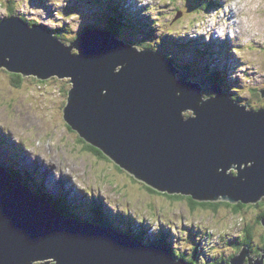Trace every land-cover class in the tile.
Wrapping results in <instances>:
<instances>
[{
    "label": "water",
    "instance_id": "1",
    "mask_svg": "<svg viewBox=\"0 0 264 264\" xmlns=\"http://www.w3.org/2000/svg\"><path fill=\"white\" fill-rule=\"evenodd\" d=\"M52 32L44 25L30 28L16 17L0 23V69L24 77L69 79L63 109L67 124L156 191L200 202L261 201L264 109L245 111L217 85L211 86L216 98L197 105L204 78L181 70L159 51L136 53L108 29L79 33V55L71 54ZM105 88L108 92L102 94ZM177 88L182 95H176ZM186 107L195 108L198 118L185 122L180 110ZM249 160L255 164L241 169L239 176L217 172ZM222 193L229 198L218 197ZM118 232L63 215L0 162V264H161L162 257L176 264L167 245H145ZM247 253L245 246L233 264H242ZM179 264L189 263L181 259Z\"/></svg>",
    "mask_w": 264,
    "mask_h": 264
},
{
    "label": "rangeland",
    "instance_id": "2",
    "mask_svg": "<svg viewBox=\"0 0 264 264\" xmlns=\"http://www.w3.org/2000/svg\"><path fill=\"white\" fill-rule=\"evenodd\" d=\"M130 1L133 2L132 0ZM201 1L203 0H161L159 15L163 16L160 18L161 21L158 20V22L173 31H184L187 28L194 27V25L187 26L191 23V21L188 22V16L191 15L190 19H194L192 9L196 8ZM216 1L219 2V0ZM33 3L34 6L44 7L50 16L53 15L54 10L48 5L47 0H33ZM97 3L92 1V4H95L93 6L89 4L88 0H69V6L64 11L66 13L78 11L82 14L83 24L80 32L85 26L91 25L107 28L103 24V19H100L103 16V11L99 6H96ZM132 6L133 9L131 11L137 9V2ZM212 8L215 7L209 6V10ZM142 11V8L136 11L141 15L134 11L127 19H140L151 27L153 25L152 19L142 15ZM147 29L149 30V28ZM57 30L63 31V29ZM62 34H66V38L71 37L73 39L70 33ZM138 34L137 31H129L122 28L119 37L126 41L137 42L139 40L138 36H142L140 40H143L144 35ZM155 34L156 29L153 27V31L147 40L155 39ZM161 47L166 49V51ZM196 48H199L201 53ZM160 49L171 53L175 61L171 60L181 70L194 72L204 79L205 76H208V79H205L203 93L213 92L211 86L214 83L210 79L212 71L216 68L225 70L228 67L229 85L225 87L227 89H225V92L229 93L232 97L231 85L238 84L239 81L230 80L229 77L240 61L231 51L230 41H221L215 38L211 41H205L203 36L192 39L188 36L175 37L166 35L163 38V43L159 45ZM163 50L160 51L164 53ZM204 66H209V69H206ZM31 77L33 76L24 77L23 83L16 86L13 83L12 73L4 68L0 69V149L2 150H0V162L7 164L8 157L16 154L18 151L17 148L10 150L7 148L8 141L10 140L14 145L21 146V154L27 155L29 153L31 159L37 158L46 168L49 165H53L54 170L52 174L46 175L47 180L55 189L54 191L50 190L53 193L51 195L55 199L61 200L64 197L65 200H68L67 193L62 192V188L61 190L59 189L60 191L56 188L57 184L61 183L66 189L78 192L79 196L75 195L77 200L81 198L84 201L82 206L78 207L74 205V209L71 210L73 214L79 217H74L75 219H92L94 213L90 209V206L93 205L91 201L101 204L102 201H105V198L116 199L128 207L129 210L135 209L145 219L153 215L159 219L161 214L168 212L175 214L176 210H179L181 215L185 213L199 215L202 219H206L209 224L216 225L217 227L226 221L239 219L243 223V228L240 229L243 232L247 225L252 227L253 243L256 226L260 224L258 217L264 212V205L262 206L263 209L260 210L261 206L250 204L238 212H235L233 207L222 202L216 209L211 206H199L196 209H192L189 201L185 199H177L173 202L174 200H170L165 194L153 193L149 195L146 186L141 187V183L139 184L140 180L135 179L129 171L128 173L125 170L119 169L114 160L110 158L109 160L103 159L96 153L85 150L86 148L79 141V133L71 129L67 124L63 116V109L66 105L68 89L71 87V83L68 82L69 79H61L54 76L47 79H39L34 76L35 79H29ZM60 87H62V91ZM255 103L259 105L264 103V100L256 98ZM15 159L17 162L24 163L22 155ZM22 167L20 165L19 168L22 170ZM115 167L120 171H117ZM31 174L33 175L32 172ZM47 180L45 179L44 181L47 182ZM53 182L56 185H53ZM71 182L75 185H71ZM65 200H63V203ZM67 204L69 206V204L73 203L70 201ZM103 207L104 212L102 208L100 222L95 220L96 222H93V224L106 227L101 219H107L110 223L118 225L123 233L132 235L133 233L127 231L130 227L134 232L146 236L143 243L145 245L147 243L158 242L167 244L172 248L173 234L167 226L162 225L158 232H152L147 221L138 223L130 214L126 215L122 211H113L112 209L110 211L107 203ZM249 215H251V219H249ZM121 217L125 218V222H121ZM84 222L91 223L88 220ZM107 228H113L118 231L115 227ZM145 228L148 229V236L144 233L146 232ZM189 232L190 238L193 242H196V236L201 234L200 231L189 229ZM161 237L164 241L160 239ZM261 240H263V237H261ZM228 242L230 244H239L240 240L238 237H233ZM196 243L197 247L194 252V259L198 260L199 256L203 254V248L200 243ZM246 246L249 251V246Z\"/></svg>",
    "mask_w": 264,
    "mask_h": 264
},
{
    "label": "clouds",
    "instance_id": "3",
    "mask_svg": "<svg viewBox=\"0 0 264 264\" xmlns=\"http://www.w3.org/2000/svg\"><path fill=\"white\" fill-rule=\"evenodd\" d=\"M47 3L54 10L51 16L44 7L34 6L33 0H0V23L16 17L27 23L30 28L37 25L47 26L53 30V37L57 38L65 47L70 48L71 54L79 55L80 49L75 46V41L78 39L83 24L82 14L78 11L69 13L64 11L69 6V0H47ZM208 3L209 0H203L199 7L192 9L194 27L184 31H173L158 22L161 0H137V7L143 9L142 15L152 19V26L156 29V34L155 39L134 42L131 46L136 53H143L149 49L158 52L159 45L163 43V38L166 35L188 36L192 39L203 36L205 41H211L214 38L230 41L231 51L240 61L229 77L230 80L239 81L238 84L231 85L233 93L231 99L238 102L245 111L259 112L264 109V103L259 105L255 103L256 98L264 100V0H219L220 6L211 10L208 8ZM56 29H63V31H55ZM58 33H70L73 37L72 42L66 43L65 40L58 37ZM162 54L165 55L163 52ZM169 59H171V54H169ZM125 63L117 64L114 72L119 73ZM118 66H122V68ZM65 77L71 76L66 75ZM175 81L176 77L174 76L173 82L175 83ZM107 92V88L102 90V94H107ZM182 94L183 90L177 88L176 95ZM215 98V92H204L197 101V105L203 106ZM198 115L197 110L193 107L180 110V116L185 122L197 119ZM225 146L221 145V147ZM254 164L255 160L244 163L234 161L226 171L220 167L217 172L239 176L241 169L252 167ZM237 169L238 174H233ZM242 179H246V177ZM218 197L229 198L223 193ZM259 199L264 200V194H261ZM105 202L113 211L130 214L138 223L147 221L152 232H158L162 225L167 226L173 234L171 249L172 254L176 257V264H179L181 259L189 264H192L193 261L196 264H213V262L214 264H233L234 260L243 254L246 245L250 250L246 255H243L242 264H257V262L264 264V240H261V237H264V224L256 226L253 243L248 244L244 242L245 233L240 230L243 228V223L239 219L226 221L217 227L209 224L199 215L187 213L181 215L179 210H176L175 214L172 212L161 214L159 219L155 215L145 219L135 209L129 210L116 199L105 198ZM249 219H251V215H249ZM112 226L111 223L110 227ZM189 229H197L201 233L196 236V242L200 243L203 248V254L199 256L198 260L194 259L197 243L190 238ZM233 237H238L240 243L230 244L228 241ZM32 261H29L28 264H32ZM161 264H168L166 257L161 258Z\"/></svg>",
    "mask_w": 264,
    "mask_h": 264
},
{
    "label": "trees",
    "instance_id": "4",
    "mask_svg": "<svg viewBox=\"0 0 264 264\" xmlns=\"http://www.w3.org/2000/svg\"><path fill=\"white\" fill-rule=\"evenodd\" d=\"M89 1V4L90 5H93L92 4V1L94 2H98L96 6H99V8L103 11L102 12V15L100 19H103V23L105 24V26H107V28H109V30H111L115 35H117L119 37V33L121 31L122 28H125L129 31H137V33H139L138 35H144V38L143 40H147L148 37L150 36V33L153 31V26L147 23H144L142 20L138 19V20H135V19H126L128 17V14H127V11H130L128 8L125 7V5H122L119 1L120 0H88ZM203 1L199 2L198 3V6L196 7H199L201 5ZM120 4V5H119ZM219 3L216 2L215 0H209V3H208V8L209 6H213V7H216L218 6ZM95 6V4L93 5ZM132 6V5H131ZM125 7V8H123ZM141 8H137L135 9L134 11L136 12L137 10H139ZM134 11H132L134 13ZM124 13V14H122ZM137 13V12H136ZM98 14V12H97ZM163 15H159L158 17V20H160V18L162 17ZM190 16H188V22L191 21L190 24H188L187 26H191V25H194V19H190ZM161 21V20H160ZM187 26H183V27H187ZM89 28V26H85L84 28ZM92 27H95L94 25ZM182 27V28H183ZM149 28V30L147 29ZM170 29V28H169ZM147 30V31H146ZM55 31H60V30H55ZM62 33H58V36L60 38L64 37L66 38L67 36H65L66 34H62ZM139 37V40L141 39L142 36H138ZM63 39V38H62ZM72 38H66V39H63V40H71ZM122 39V38H121ZM124 40V39H123ZM138 40V41H139ZM137 41V42H138ZM142 41V40H140ZM131 42L132 44L134 42L132 41H129ZM163 48V47H161ZM164 49V48H163ZM163 49H160V50H163ZM166 51V49H164ZM163 50V51H164ZM197 51L200 52L199 48H196ZM164 51V54L166 57L169 58V54L171 53H167ZM171 59L174 60V57L173 55L171 54ZM175 61V60H174ZM206 67V69H209V66H204ZM205 69V70H206ZM207 72V71H206ZM211 80H212V83H219L223 86L224 89H226L225 87H227L229 85V79H228V74H227V69L225 70H221L219 68H216L212 71L211 73ZM12 78H13V83L14 85L18 86L20 84H22L23 82V76L21 74H13L12 73ZM29 79H35L34 77H31ZM202 82V81H200ZM60 90L62 91V87H60ZM227 90V89H226ZM69 127V126H68ZM71 128V127H70ZM72 129V128H71ZM79 141L84 145V147L86 148L85 150L89 151V152H94L96 153L98 156H100L101 158L103 159H106V160H109V156H107L101 149L93 146L91 143L87 142L84 138H82L80 135H79ZM15 148L18 149V151H20L22 148L21 146H15ZM17 151V152H18ZM15 158H19V156L17 157V153L13 155V157L10 159L13 161V164L17 162V160ZM15 160V161H14ZM14 164V165H15ZM14 165L10 166L9 168H7L11 174L15 177V178H18L21 176V169L19 168V165L16 164V168L14 167ZM116 165L119 167V169L121 170H125L126 172H128L125 168H123L122 166H120L119 164L116 163ZM115 169L117 171H120L118 170L116 167ZM26 173V172H24ZM129 173V172H128ZM234 174L237 173V171H234L233 172ZM132 175V174H131ZM133 176V175H132ZM134 177V176H133ZM136 179V178H135ZM24 181L31 185V181L32 179L30 178V176L28 175L26 177V179H24ZM143 182V181H142ZM141 181H139V184L141 187L143 186H146V188L148 189V193L149 195L153 194V193H156V194H159L160 192L156 191L155 189L149 187L146 183H142ZM33 185H34V191L37 192L38 195H40L42 198H46L48 199L49 202H51V204H53L55 206L56 209H58L61 213L63 214H68L70 216H73V217H77L79 218L77 215L73 214L71 212L72 208L67 206V203L64 201L63 203V200H65V198H61L60 199H55L53 195H50L46 192H44L42 190V185H38V183H36V181H34L33 179ZM161 194H165L169 197L170 200H174L173 202H175V200L177 199H185V200H188L189 203H190V207L192 209H196L197 207L199 206H203V207H212L214 209H216V207L222 203L228 205V206H231L233 207L234 211L235 212H238L240 209H242L243 207L245 206H248L250 204H243V203H237V204H231L229 202H226V201H216V202H210V201H203V202H200V201H197L195 199H193L191 196H186V195H182V194H167V193H161ZM92 202V206H90V209H92L94 215L92 216V219H85V218H82L84 221H91V222H96L95 220L99 221L100 222V217H101V212H102V208L101 207V204H97L95 201H91ZM261 203H264V200L258 202V203H255V204H252V205H256V206H259ZM103 212H104V208H103ZM262 217H264V212L258 217V222L261 223V219ZM104 220H107V219H104ZM124 219L121 218V222L123 221ZM105 225L107 226H111V223H105L104 221H102ZM98 223V222H97ZM119 229V227H117ZM120 230V229H119ZM129 233H134L133 230H131L130 228L127 230ZM146 232H148L147 229H145ZM145 233V232H144ZM244 233H245V239H244V242L245 243H248V244H251L252 243V235H253V231H252V227L247 225L245 228H244ZM135 235L139 238V239H146V236H144L143 234L141 233H135ZM161 240L162 237L160 238ZM164 241V240H163ZM169 243V242H168ZM170 248V247H169ZM171 249V248H170ZM171 252H172V249H171ZM173 253V252H172ZM189 263V262H188ZM192 264H195V261L192 262ZM214 264V262H213Z\"/></svg>",
    "mask_w": 264,
    "mask_h": 264
},
{
    "label": "bare ground",
    "instance_id": "5",
    "mask_svg": "<svg viewBox=\"0 0 264 264\" xmlns=\"http://www.w3.org/2000/svg\"><path fill=\"white\" fill-rule=\"evenodd\" d=\"M216 1V0H215ZM122 5H125V7L126 8H128L130 11H128V10H126L127 11V14H128V17L133 13L132 11H131V1L130 0H120L119 1ZM216 2H218V1H216ZM219 3V2H218ZM120 5V4H119ZM125 7H123V8H125ZM122 14H124V13H122ZM127 17V18H128ZM126 18V19H127ZM104 24V23H103ZM105 25V24H104ZM85 29H88L87 27L86 28H84V30ZM101 29H108L109 30V28H101ZM111 31V30H110ZM117 36V35H116ZM118 37V36H117ZM119 38V37H118ZM214 44V43H213ZM168 58V57H167ZM169 59V58H168ZM169 60H171V59H169ZM172 61V60H171ZM226 69L228 70V67H226ZM29 76H31V75H29ZM212 76V75H211ZM211 76H210V79H211ZM26 77H28V76H26ZM205 79H208V76H205ZM206 81V80H205ZM212 81V80H211ZM214 85H217V86H220V87H222V89H224L223 88V86L221 85V84H219V83H215L214 82ZM224 91H225V89H224ZM12 142H10V140L8 141V146H7V148L10 150V148H15V146H17L16 144L14 145V143H12ZM1 150V149H0ZM22 150V149H21ZM21 150L19 151V155L18 156H23V158H24V163H23V167H22V170H21V176L20 177H18V178H16L17 179V181H19V183L21 184V185H23L25 188H27L32 194H36L35 193V191H34V185H33V179H34V181H37L38 183H40L41 182V180H43L42 181V183H40V184H42L44 187H45V189H48V191L47 192H50V190H52V191H54L55 189L53 188V186L49 183V181L47 180V177H46V175H51L52 174V172H53V165L52 166H48V168H46L45 166H43L42 165V163L36 158H33V159H31V155L29 156V153H27V155H23V154H21ZM2 151V150H1ZM36 155V154H35ZM41 159V158H40ZM15 164V163H14ZM16 164H19L18 162L16 163ZM15 164V165H16ZM42 169V170H41ZM33 173V175L31 174V172ZM24 172H26V173H24ZM30 176V178L32 179V181H31V185H29V184H27L25 181H24V179H26V177L27 176ZM37 178V179H36ZM47 180V182H45L44 180ZM53 185H56L54 182H53ZM63 184H57V186H59V187H57L56 186V188H57V190H61V188L63 189L62 190V192H65V193H67V195H68V200H65V202L66 203H68V202H72L73 204H69V206L72 208V209H74V205H77L78 207H80V206H82V204L84 203V201L81 199V198H79L78 200L76 199V197H75V195L76 196H79V194H78V192H74V191H71V190H69V189H66L65 188V186H62ZM71 185H75L73 182H71ZM77 188V187H76ZM56 190V191H57ZM59 190V191H60ZM74 192V193H73ZM51 193V192H50ZM51 194H53V193H51ZM56 195V194H55ZM66 195V194H65ZM202 202V201H201ZM101 204H102V207L106 204V202L105 201H102L101 202ZM104 204V205H103ZM68 205V204H67ZM104 208V207H103ZM109 208V207H108ZM110 209V208H109ZM63 214V213H62ZM63 215H65V214H63ZM68 216H70V215H68ZM71 217H73V216H71ZM82 223L84 222L83 220H80ZM101 221H104V222H108V223H110L108 220H104V219H101ZM106 227H110V226H107V225H105ZM120 229V230H119ZM118 229V231L119 232H122V229L121 228H119ZM146 229V228H145ZM148 230V229H147ZM118 232V233H119ZM135 233H138V232H135ZM139 234V233H138ZM145 234L147 235V232H145ZM148 236V235H147ZM137 239H138V241H141V242H143L144 243V241H145V239L144 240H142V239H139L137 236H135ZM147 244H150V243H147ZM145 246V245H144ZM169 248V247H168ZM169 250L171 251V249L169 248Z\"/></svg>",
    "mask_w": 264,
    "mask_h": 264
},
{
    "label": "flooded vegetation",
    "instance_id": "6",
    "mask_svg": "<svg viewBox=\"0 0 264 264\" xmlns=\"http://www.w3.org/2000/svg\"><path fill=\"white\" fill-rule=\"evenodd\" d=\"M261 201H262V200H261ZM263 205H264V203H261V204L259 205V207L261 206V207H260V210L263 209V207H262Z\"/></svg>",
    "mask_w": 264,
    "mask_h": 264
}]
</instances>
